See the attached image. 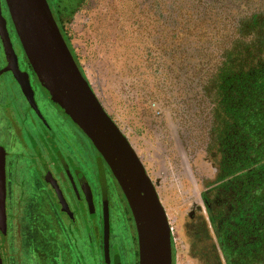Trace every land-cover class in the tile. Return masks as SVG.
Here are the masks:
<instances>
[{
  "label": "rangeland",
  "instance_id": "rangeland-1",
  "mask_svg": "<svg viewBox=\"0 0 264 264\" xmlns=\"http://www.w3.org/2000/svg\"><path fill=\"white\" fill-rule=\"evenodd\" d=\"M63 26L98 98L156 185L171 225L174 264H206L192 253V239L206 232L217 241L207 199L215 218L222 213L215 195L228 118L219 106V79L228 67L264 63V0H81ZM38 91L51 109L47 88L39 84ZM88 174L96 192L91 165ZM107 188L110 244L123 264H137L135 221L111 171ZM68 199L77 211L87 210ZM95 209L101 216L97 203ZM100 216L85 215L95 245ZM92 247L88 264H108Z\"/></svg>",
  "mask_w": 264,
  "mask_h": 264
},
{
  "label": "flooded vegetation",
  "instance_id": "flooded-vegetation-1",
  "mask_svg": "<svg viewBox=\"0 0 264 264\" xmlns=\"http://www.w3.org/2000/svg\"><path fill=\"white\" fill-rule=\"evenodd\" d=\"M0 4L19 69L28 73L38 108L30 103L12 70L0 74V146L5 153L7 214L6 231L0 230L2 264H88V243L94 242V237L92 231H86L85 215L88 211L100 216L97 209H88L89 187L94 204L102 211L93 226L99 231L103 227L99 169H104L108 182L111 170L84 131L49 93L51 109L46 107L38 91L41 83L22 53L6 1L0 0ZM8 64L0 36V71ZM89 165L97 179L96 192L89 179ZM68 195L87 210L77 211ZM207 205L209 213L213 212L214 204L208 199ZM103 242L102 228L96 243L102 252ZM112 246L108 264H114L115 254L121 257Z\"/></svg>",
  "mask_w": 264,
  "mask_h": 264
},
{
  "label": "water",
  "instance_id": "water-1",
  "mask_svg": "<svg viewBox=\"0 0 264 264\" xmlns=\"http://www.w3.org/2000/svg\"><path fill=\"white\" fill-rule=\"evenodd\" d=\"M5 1L25 55L40 83L84 131L119 184L135 221L138 264H173L171 225L156 185L138 152L104 108L88 77L82 73L48 0ZM0 36L9 61L0 74L12 70L30 103L36 106L28 73L19 69L1 4ZM99 178L103 200L104 257L109 262L111 222L103 168L99 169ZM88 206L90 211H94L90 187ZM6 228L5 153L0 146V230L5 232ZM114 264H122L119 254L114 256Z\"/></svg>",
  "mask_w": 264,
  "mask_h": 264
},
{
  "label": "trees",
  "instance_id": "trees-1",
  "mask_svg": "<svg viewBox=\"0 0 264 264\" xmlns=\"http://www.w3.org/2000/svg\"><path fill=\"white\" fill-rule=\"evenodd\" d=\"M81 0H48L64 38L81 67L63 22L69 19ZM219 106L228 118L223 132L222 183L215 201L222 213L213 227L217 241L206 232L194 234L192 253L206 264H264V63L249 69L228 67L219 79ZM99 153V152H98ZM89 259L94 260L92 241ZM104 257L101 248L97 247ZM174 261V250H173Z\"/></svg>",
  "mask_w": 264,
  "mask_h": 264
}]
</instances>
